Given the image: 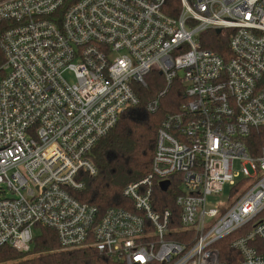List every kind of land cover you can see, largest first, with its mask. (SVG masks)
<instances>
[{
	"label": "built area",
	"instance_id": "1",
	"mask_svg": "<svg viewBox=\"0 0 264 264\" xmlns=\"http://www.w3.org/2000/svg\"><path fill=\"white\" fill-rule=\"evenodd\" d=\"M164 1L0 0V247L29 252L46 226L59 249L123 264H228L216 242L245 227L235 264H264V139L251 137L264 128V0H179L174 17ZM216 29L223 55L202 46ZM150 72L164 88L147 111L174 81L184 101L157 128L149 174L122 190L131 209L99 212L71 192ZM171 183L176 218L154 209Z\"/></svg>",
	"mask_w": 264,
	"mask_h": 264
},
{
	"label": "trees",
	"instance_id": "2",
	"mask_svg": "<svg viewBox=\"0 0 264 264\" xmlns=\"http://www.w3.org/2000/svg\"><path fill=\"white\" fill-rule=\"evenodd\" d=\"M179 6V0H165L162 10L174 17L178 14ZM227 35L224 32L207 30L201 37L202 46L223 55L228 48ZM163 88L164 79L158 72L148 73L145 84L136 87L139 107L122 113L115 126L95 143L88 156L96 172L93 175L85 171L79 172L84 183L83 188L71 192L77 200L97 207L99 212L115 206L131 209L130 201L122 195V190L128 183L149 174L157 128L165 115L178 110L184 101L183 86L174 81L159 98L157 109L147 111L145 104ZM251 137L252 141H259L260 144L264 139V128L253 129ZM179 191L180 188L173 183L165 192L155 186L154 209H168L176 218L178 207L174 199ZM259 218L264 219V209ZM36 229L29 252L23 253L9 246H1L0 264H123L93 247L59 249L52 229L46 226H37ZM244 229L246 228L243 227L216 242L221 262L235 264L238 261L240 256L230 247L229 241Z\"/></svg>",
	"mask_w": 264,
	"mask_h": 264
},
{
	"label": "rangeland",
	"instance_id": "3",
	"mask_svg": "<svg viewBox=\"0 0 264 264\" xmlns=\"http://www.w3.org/2000/svg\"><path fill=\"white\" fill-rule=\"evenodd\" d=\"M247 168H249V166L248 165H245ZM235 168L236 169H240V166L239 165H235ZM229 186H227V185H225V187H224V189H223V191L221 192V194L220 195H217V196H215V197H213V198H210L209 200H208V205H210V206H214V205H217V202L218 201H222V202H225V201H227V197H228V194H229ZM37 232V230L35 231V233Z\"/></svg>",
	"mask_w": 264,
	"mask_h": 264
},
{
	"label": "water",
	"instance_id": "4",
	"mask_svg": "<svg viewBox=\"0 0 264 264\" xmlns=\"http://www.w3.org/2000/svg\"><path fill=\"white\" fill-rule=\"evenodd\" d=\"M216 32H220V29H216ZM167 186H168V181L160 182V189L161 190H163V191L166 190Z\"/></svg>",
	"mask_w": 264,
	"mask_h": 264
}]
</instances>
